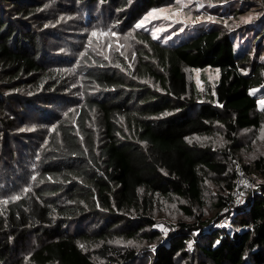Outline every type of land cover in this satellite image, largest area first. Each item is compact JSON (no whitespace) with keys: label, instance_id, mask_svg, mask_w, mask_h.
Instances as JSON below:
<instances>
[{"label":"trees","instance_id":"obj_1","mask_svg":"<svg viewBox=\"0 0 264 264\" xmlns=\"http://www.w3.org/2000/svg\"><path fill=\"white\" fill-rule=\"evenodd\" d=\"M162 1L0 0V166L42 142L30 154L36 179L24 171L30 191L0 204V264H138L135 249L113 244L118 237L148 240L151 264H264V182L229 226L217 225L226 214L185 206L193 220L164 233L148 196L201 204L209 172L229 177L216 207L227 205L242 132L264 125L262 19L248 27L252 42L221 21L170 44L139 31L134 63L92 51L77 61L55 48L84 44L85 24L118 32ZM207 67L220 77L199 96L187 69ZM41 122L50 128L28 129ZM218 127L224 149L188 141ZM243 165L264 175V156Z\"/></svg>","mask_w":264,"mask_h":264},{"label":"rangeland","instance_id":"obj_2","mask_svg":"<svg viewBox=\"0 0 264 264\" xmlns=\"http://www.w3.org/2000/svg\"><path fill=\"white\" fill-rule=\"evenodd\" d=\"M203 4V7H197L195 3L189 4L188 7L184 8L183 15L179 17V19L182 20H186L189 15L192 19L200 17L201 19L194 24L191 22L173 23L172 21L177 19V17H172V20L158 19L145 21L144 27L136 28L135 26L142 19H144L148 15V13L155 9H169L175 11L180 7V5L176 3V0H163L158 5L145 11L136 20L123 22V24L125 25L123 26V29L119 30L118 32L114 30H105V25H101V29H99L91 24L87 28V24H85L83 28L84 44L73 42L70 46L66 47L63 50L62 48L59 49V42L61 41H57V45L55 46V48L57 49V51L60 50V54L67 57V59L71 58L78 61L83 57L84 54H86L87 51H92L102 58L107 57L105 59L111 63L115 60V53L120 55V52H124L123 56L126 57V60H128L130 63H134L137 52L140 50V45L138 43L136 33L140 31L146 32L151 35L152 31L160 25L167 27V31L158 33L157 35L160 38L155 40L164 44H170L172 41L176 42L187 34L196 32L197 30L204 28L210 21H221L225 26L236 30V37L241 35L240 39L246 38L251 42L257 38V33L248 31V27L261 18L262 22L256 25L260 31L264 29V0H203ZM170 14V12H166L162 15ZM207 17H212L213 19L208 20ZM249 17H251V20H248ZM169 24H171L172 26L168 27ZM245 30L248 32L244 35ZM93 31H97L98 33L115 32L117 35L116 37H112L111 35H99L98 37H92L91 33ZM87 35L89 38L88 40ZM168 37L171 38L169 39ZM68 38L72 40V37ZM89 41H92L91 46L89 45ZM109 41H112L113 48L111 50L105 48V55H99L98 51L100 49V46L106 45ZM117 43L123 46L120 48L119 52L116 51ZM255 57H258L260 60L264 61V43L259 51H255ZM77 61L74 64L75 71L77 69ZM187 72L189 75L190 84H192V86H195L197 92L199 93V96L203 94V91H205L208 86L210 88H213L220 77L219 69L211 67L202 69H187ZM72 74L73 70L71 68L67 69V76H72ZM70 94L74 95L73 93ZM260 100H264V98H261L258 101L259 108L262 109ZM57 106L58 105H53L52 108H43L45 110H58L57 108H59V106ZM37 118L38 116H30V119ZM49 128L50 125L46 122L31 124V126L28 127V129L35 130V134L42 132L41 129L48 130ZM242 134V148L237 153L238 161L242 164L243 162L247 164V162H249L250 160L258 159L264 156V125L260 130H245L244 132H242ZM188 141H195L200 144H209L218 149H224L227 147L224 133L222 132V129L220 127H218L215 132L210 135L194 136L189 138ZM41 143L42 142L40 141V138L37 137L33 145H29V149H26V146L23 147V154H18L15 158L11 159L10 162H5L0 166V186H2L3 182L9 184L10 181H13L15 179L14 186H11L10 184L9 188L3 186L4 189H0V197H2L1 199H9L11 196L20 195L23 193V190L27 187V184L21 186V184L23 183V178L25 177V167L29 166V168H31L32 170L29 177V181H31L32 177L35 176L34 168L36 165V157L33 156V158H30L32 156L30 154L35 149V153L37 154ZM3 146H6V142L2 144V141L0 140V154ZM255 175L257 176L256 186L258 188L259 184L261 185V183L264 182V175L261 173ZM204 177L203 198L201 204H191L187 200L178 198L176 196L163 197L160 195H148L151 200V213L155 217L156 223L160 222L161 224H163L162 228L165 230L163 231L164 233H166V231H168L170 228L176 226L177 222L180 220L188 222L193 220L191 215L186 212V207L191 208L193 213H196V215H202L207 218L214 216L216 213H221L222 215L224 214V211L218 209L216 207V204L220 194H224L225 192L226 184L230 180L229 177H223L221 179L220 177L215 176L209 172L206 173ZM11 188H13L15 192L12 191L13 189ZM124 238L125 237L116 238L113 244L121 247L125 246L135 249V251L139 255L138 264H151L149 250L152 249V244L148 240L144 238L127 240ZM90 244L91 248L95 247L96 245L92 241L90 242Z\"/></svg>","mask_w":264,"mask_h":264},{"label":"snow or ice","instance_id":"obj_3","mask_svg":"<svg viewBox=\"0 0 264 264\" xmlns=\"http://www.w3.org/2000/svg\"><path fill=\"white\" fill-rule=\"evenodd\" d=\"M176 3L180 5V7L178 9H176L175 11L169 10V9H155L153 11H151L150 13H148V15L142 19L135 27L136 28H142L145 26V21H150V20H158V19H165V20H172V17H177V19H175L174 21H172L173 23H186V22H191V23H196L198 20H200V17H196L195 19H192L191 16L189 15L186 20H182L179 19L180 16L183 15V10L184 8L188 7L189 4L191 3H195L197 7H203V0H176ZM166 12H170V15H162L163 13ZM208 20H212V17H207ZM248 20H251V17L248 18ZM172 25L169 24L168 27H171ZM183 30V29H181ZM167 31V27L160 25L157 26L151 33L152 38L153 39H159L160 37L157 35L160 32H164ZM99 35H103V36H108L111 35L112 37H116V33L115 32H103V33H98L97 31H93L91 33L92 37H98ZM169 39L171 37H168ZM92 41H89V45L91 46ZM123 47L122 45H119L117 43V47H116V51H120V48ZM108 49L111 50L113 48V43L112 41H109L106 45H102L100 46V49L98 51L99 55H105V51L104 49ZM120 55H124V52H120ZM107 58V57H105ZM134 58V55H133ZM76 85H73V87H75ZM260 104L262 106V108H264V100H260ZM74 111V110H73ZM37 159H39V157H37ZM32 179H36V177H32ZM49 180H51V177H48ZM245 183H247L245 181ZM30 191V188H25L23 190L24 193H27ZM21 199V195H14L11 196L9 199H0V204H8L9 200L12 201H16ZM81 247H83V245H81Z\"/></svg>","mask_w":264,"mask_h":264},{"label":"built area","instance_id":"obj_4","mask_svg":"<svg viewBox=\"0 0 264 264\" xmlns=\"http://www.w3.org/2000/svg\"><path fill=\"white\" fill-rule=\"evenodd\" d=\"M235 181L234 188L231 193V198L228 201L227 205L222 209L226 216L222 221L217 223L218 226L226 225L229 226L233 221V215L235 210L239 207L244 206L248 203L249 199L254 197L257 190L256 181L257 176L255 173H250L246 170L245 166L242 163H237L235 166ZM245 181L247 183H245ZM222 222V224H221ZM160 222L155 223V226L162 231H165L162 228ZM169 231V230H168ZM166 231V232H168Z\"/></svg>","mask_w":264,"mask_h":264}]
</instances>
